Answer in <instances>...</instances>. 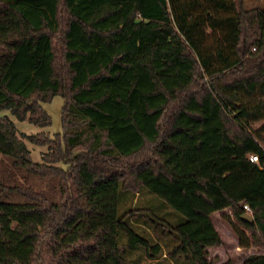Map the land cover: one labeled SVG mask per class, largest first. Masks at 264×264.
Instances as JSON below:
<instances>
[{"label": "trees", "instance_id": "1", "mask_svg": "<svg viewBox=\"0 0 264 264\" xmlns=\"http://www.w3.org/2000/svg\"><path fill=\"white\" fill-rule=\"evenodd\" d=\"M55 95L52 137L0 116V264H213L212 214L226 208L238 245L264 251V122L252 125L264 121V9L0 0V110L48 125L41 103ZM23 137L47 145L42 161ZM136 193L153 202L126 205Z\"/></svg>", "mask_w": 264, "mask_h": 264}, {"label": "rangeland", "instance_id": "2", "mask_svg": "<svg viewBox=\"0 0 264 264\" xmlns=\"http://www.w3.org/2000/svg\"><path fill=\"white\" fill-rule=\"evenodd\" d=\"M242 7L246 10L253 9L255 7L264 9V0H242ZM64 104V98L60 95H55L48 102H42V108L50 116V124L48 125H35L28 122L27 120H19L14 115L10 113L8 109L0 110L1 115H7L15 124L19 133L24 134H36L39 132H44L50 137L57 133L62 132V120L61 113ZM264 121L254 122L252 125L257 127L260 126ZM264 137V134H263ZM28 149L30 150V156L33 161H42V154L47 151V145H38L31 143L25 137H23ZM264 147V143H262ZM2 166L0 165V180H2ZM31 183L36 189H44L53 193L57 192V187L53 186L52 183L46 178H40L33 176L30 178ZM7 199L18 201L22 198L15 194H9L6 196ZM151 196L148 193L138 194L136 193L133 199H126V205H138L143 202H153ZM171 218L174 216L170 214ZM212 222L214 227L219 232L222 239V244L218 247H208L207 248V258L213 264H243L247 256L251 254L263 253V249L257 246H251L249 248H242L238 245L236 234L233 231L232 224L235 223V218L231 212L230 208H226L224 211L214 212L212 214ZM133 260L139 259L138 256L132 254ZM148 262L146 258H141L137 264H144ZM155 261L152 260V263ZM134 264V263H133Z\"/></svg>", "mask_w": 264, "mask_h": 264}, {"label": "water", "instance_id": "3", "mask_svg": "<svg viewBox=\"0 0 264 264\" xmlns=\"http://www.w3.org/2000/svg\"><path fill=\"white\" fill-rule=\"evenodd\" d=\"M241 219H242L243 221L248 222V223H253V221H254V217H253L252 214L249 213V212H244V213H242V214H241Z\"/></svg>", "mask_w": 264, "mask_h": 264}, {"label": "built area", "instance_id": "4", "mask_svg": "<svg viewBox=\"0 0 264 264\" xmlns=\"http://www.w3.org/2000/svg\"><path fill=\"white\" fill-rule=\"evenodd\" d=\"M248 158L251 162H254V163L258 162L257 155H255V154H250ZM243 207L245 209V212L251 213V210L247 204H245Z\"/></svg>", "mask_w": 264, "mask_h": 264}]
</instances>
